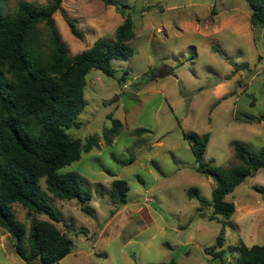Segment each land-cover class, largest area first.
I'll return each instance as SVG.
<instances>
[{"label":"rangeland","instance_id":"374dc122","mask_svg":"<svg viewBox=\"0 0 264 264\" xmlns=\"http://www.w3.org/2000/svg\"><path fill=\"white\" fill-rule=\"evenodd\" d=\"M23 1L50 2L5 0L6 9L14 11ZM121 1L135 20V54L113 60L115 76L96 68L87 74L88 104L80 127L68 133L82 140L95 135L99 146L62 169L77 173L92 193L93 213H85L75 199L55 197L40 179L49 202L71 224L70 230L57 224L74 246L55 264H237L242 242L264 244V167L226 196L236 205L232 217L211 220L212 207L199 210V201L187 192L196 187L212 201L216 182L196 170L183 133L208 135L204 161L221 168L241 164L234 142L254 151L264 146V120L238 118L264 114V29L252 26L249 0ZM62 9L84 34L82 40L75 37L62 11L55 14L72 54L100 37L114 39L125 20L116 6L102 0H64ZM153 70L157 77L148 81ZM114 120L122 129L110 144L105 132ZM140 128L146 131L138 135ZM116 179L130 186L125 203L111 197ZM14 210L28 232L33 221L49 220L18 203ZM223 224L226 250L214 257L205 249L215 244ZM0 264H27L2 227Z\"/></svg>","mask_w":264,"mask_h":264},{"label":"trees","instance_id":"16d2710c","mask_svg":"<svg viewBox=\"0 0 264 264\" xmlns=\"http://www.w3.org/2000/svg\"><path fill=\"white\" fill-rule=\"evenodd\" d=\"M63 1L50 0L46 5L23 1L14 11H8L5 0H0V227L10 233L16 253L27 264H36L40 260L45 264L59 263L74 246L71 235L57 225L62 223L70 230L71 224L64 221L49 202L42 191L41 178H45L47 189L55 197L75 199L85 213H93L89 206L92 193L83 187L77 173L62 169L79 161L83 152H90L99 146V142L95 135L85 140L74 138L68 130L81 125L79 116L88 104L85 92L91 69L115 76L113 60L131 58L135 54L131 44L136 35L135 20L126 11L128 5L121 0H102L106 5L116 6L125 16L115 38L100 37L89 49L70 53L54 17L63 10ZM249 5L252 26L264 29V0H249ZM62 13L72 34L84 39L76 21L64 11ZM215 50L221 52L217 47ZM127 74L128 70H125L119 78L121 83L126 81ZM156 77V70H153L148 81ZM238 118L261 122L264 114H239ZM121 129L122 123L114 120L113 126L105 132L108 143H112ZM145 131L140 128L135 133L140 135ZM183 138L192 148L196 170L216 182L212 201L201 196L196 187L188 189V197L199 201V210L211 206V220L220 217L229 220L236 205L226 196L264 167V146L254 151L245 144L234 142L235 156L241 164L221 168L204 161L208 135L184 132ZM129 190L127 181L114 180L113 201L125 203ZM17 203L29 213H45L49 220L33 221L28 232L15 213L14 204ZM225 243L223 224L215 244L205 251L221 257L226 250ZM237 252V264H264V244L248 246L242 242Z\"/></svg>","mask_w":264,"mask_h":264},{"label":"water","instance_id":"95a60500","mask_svg":"<svg viewBox=\"0 0 264 264\" xmlns=\"http://www.w3.org/2000/svg\"><path fill=\"white\" fill-rule=\"evenodd\" d=\"M39 263H41V264H45V262H44V261H42V260H40V261H39Z\"/></svg>","mask_w":264,"mask_h":264}]
</instances>
